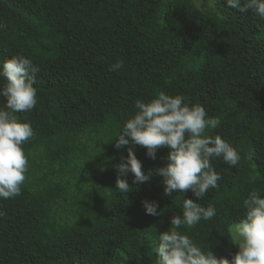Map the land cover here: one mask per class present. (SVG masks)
I'll return each mask as SVG.
<instances>
[{
  "label": "trees",
  "instance_id": "trees-1",
  "mask_svg": "<svg viewBox=\"0 0 264 264\" xmlns=\"http://www.w3.org/2000/svg\"><path fill=\"white\" fill-rule=\"evenodd\" d=\"M16 54L41 71L36 107L15 113L35 135L23 145L22 194L0 200V264H146L183 196H165L158 175L126 195L108 188L128 147L143 171L164 165L167 147L152 159L143 146H114L135 101L160 91L204 105L219 120L207 134L241 154L238 167L211 161L222 180L198 202L217 215L181 229L232 259L243 199L264 196V21L224 0H0V62ZM117 60L123 67L110 71ZM144 200L161 214H146Z\"/></svg>",
  "mask_w": 264,
  "mask_h": 264
},
{
  "label": "clouds",
  "instance_id": "clouds-1",
  "mask_svg": "<svg viewBox=\"0 0 264 264\" xmlns=\"http://www.w3.org/2000/svg\"><path fill=\"white\" fill-rule=\"evenodd\" d=\"M224 3L241 13L251 12L264 21V0H224ZM122 67L123 61L117 60L110 65V71L118 72ZM40 71L31 58L22 54L0 62V97L4 98L0 105V200L20 196L27 179L29 161L23 145L35 133L31 124L18 120L15 113L31 112L36 107L35 77ZM135 108V113L115 135L114 146H143L152 159L156 158L159 148L167 147L165 163L145 172L134 148L128 147L127 157L114 165L115 188L108 189L110 194L126 195L133 187L158 175L163 178L165 196L182 194L180 214H174L167 230L158 233V243L154 246L158 264H264V196L260 192H250L243 199V216L231 225L232 243L238 250L230 261L218 259L210 246L205 250L186 231H181L217 215L213 205L205 207L198 202L222 180L211 161L222 158L230 167H238L241 162V154L232 144L219 134H207V130L218 127L219 120L209 117L204 105L190 103L182 94L169 95L164 91L147 102L137 99ZM129 173L133 175L132 185L126 179ZM188 191L195 200L184 195ZM142 204L146 214H161L155 201L144 200Z\"/></svg>",
  "mask_w": 264,
  "mask_h": 264
},
{
  "label": "rangeland",
  "instance_id": "rangeland-1",
  "mask_svg": "<svg viewBox=\"0 0 264 264\" xmlns=\"http://www.w3.org/2000/svg\"><path fill=\"white\" fill-rule=\"evenodd\" d=\"M200 1L201 0H194V2L195 3H197V4H199L200 3ZM232 225V224H231ZM231 225H230V233H231V235H232V237H233V234H232V232H231ZM238 247V246H237ZM153 245L152 244H149V246H147V251H146V253H145V255H144V259H145V261H146V264H147V259H148V256L150 257L151 255H150V251H151V253L153 252ZM148 264H154L153 262H150L149 261V263Z\"/></svg>",
  "mask_w": 264,
  "mask_h": 264
}]
</instances>
